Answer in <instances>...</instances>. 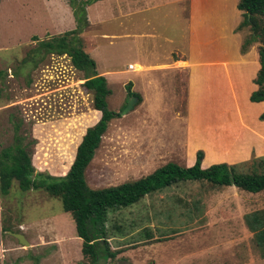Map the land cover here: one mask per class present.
Here are the masks:
<instances>
[{
	"label": "rangeland",
	"instance_id": "rangeland-1",
	"mask_svg": "<svg viewBox=\"0 0 264 264\" xmlns=\"http://www.w3.org/2000/svg\"><path fill=\"white\" fill-rule=\"evenodd\" d=\"M178 1L101 0L86 9L89 27L80 37L91 58L103 41L95 61L97 73L110 72L106 77L111 91L107 98L110 110H121L130 80L134 79L139 88L140 74L125 73L127 64L135 59L134 51L140 48L146 55L150 50V55L163 58L162 51L186 47L190 32L183 24L180 28ZM196 1L201 10L195 8L193 12V28L208 22L217 26L212 22L220 19L219 15L231 17L238 12L239 0L232 8V0ZM129 10L134 11L132 24L126 18V26L117 28L114 17L121 13L127 17ZM204 17L210 19L199 24ZM241 21L240 13L237 27ZM237 27L234 32L242 44L249 31L245 28L237 32ZM75 28L65 0H0V150L14 144V126H18V134L29 145L35 170L50 177L66 174L85 131L100 115L93 108L91 92L83 86L82 73L72 67L67 56H47L42 63L25 60L33 55L39 42ZM213 34L210 29L203 30L199 39L186 48L193 61L219 58L213 54L215 43L206 47L202 42L212 40ZM218 34L222 32L215 33L214 41ZM164 37L172 38V42L161 50L158 44ZM134 44L139 47L132 50ZM257 46L253 44L245 54L254 55ZM175 85V105L181 109L184 80L179 77ZM136 107L110 122L85 172L91 189L132 182L179 160L181 147L172 145L180 133L179 125L165 120L164 124L151 126L144 114L134 111ZM206 120L208 126L217 128L223 119L208 115ZM196 123L193 120L191 127ZM198 152L205 157L203 150H197L196 155ZM241 164L240 170L247 172L246 165ZM260 210H264V191L249 194L234 187L210 189L200 182L181 183L146 196L132 207L110 212L106 224L108 244L116 255L97 264H173L179 255L184 256L180 264H187L200 249L198 254L222 246L232 256L238 255L240 264H264L253 234L245 225V216ZM14 234L24 236L29 246L21 244ZM81 246L71 216L45 191L22 192L14 182L8 195H0V264H91L83 257Z\"/></svg>",
	"mask_w": 264,
	"mask_h": 264
},
{
	"label": "trees",
	"instance_id": "trees-1",
	"mask_svg": "<svg viewBox=\"0 0 264 264\" xmlns=\"http://www.w3.org/2000/svg\"><path fill=\"white\" fill-rule=\"evenodd\" d=\"M99 1L101 0H65L72 11L76 28L39 42L33 55L30 54L25 60L42 63L47 56H67L72 67L82 73L83 86L91 92L93 108L100 115L85 131L67 173L60 177H50L37 172L32 164L29 145L24 144L25 138L18 134V126H14V144L0 150V195H8L16 182L22 192L43 190L49 197L59 200L63 211L71 216L77 237L82 241L81 253L91 264L116 255L110 251L108 244L106 224L109 213L132 207L157 191L186 182H200L210 189L234 187L249 194L264 191V157L243 163L247 172H242L238 164H217L202 169V152L197 153L195 164L188 168L168 163L132 182L102 189H91L87 185L85 172L102 137L110 122L120 118V112L126 106L125 102L119 112L108 108L107 98L111 91L106 79L98 75L95 61L84 51L80 37L89 27L86 9ZM237 9L242 17L237 32L245 28L249 31L248 36L243 39L240 52L245 54L253 44H259L257 52L260 69L254 79L257 90L251 94L250 101L264 102V0H239ZM125 89L127 99L136 97L138 105L141 98L132 92V84L127 83ZM259 120L264 122V112ZM245 225L253 234L264 259V210L246 215Z\"/></svg>",
	"mask_w": 264,
	"mask_h": 264
},
{
	"label": "crops",
	"instance_id": "crops-1",
	"mask_svg": "<svg viewBox=\"0 0 264 264\" xmlns=\"http://www.w3.org/2000/svg\"><path fill=\"white\" fill-rule=\"evenodd\" d=\"M231 2L232 8L235 0ZM176 3L180 5V28L183 24L188 33L189 27L190 37L187 39L186 47L175 48L174 52L162 51L165 54L163 58H158V55H152L153 53L150 55V50H146V55L145 53L143 55L141 53L144 51L138 48L139 45L134 44L132 50L138 48L133 53L135 59L129 62L125 68V73L140 74V77L137 78L140 81L139 88H136L134 79L129 81L132 83L133 92L142 98L134 111L144 114L151 126H155L156 123L164 124L165 120L174 121L179 125L180 133L176 135L177 141L172 145L181 147L179 151L181 154L183 153V156L180 154L179 160L169 163L184 168L191 167L199 149L205 152V157L201 162L202 169L217 164L236 165L249 162L253 158L264 157V122L259 120V116L264 112V102L252 103L250 101L251 94L257 90L254 79L260 69V64L257 51L254 55L253 53L240 54L241 39L234 32L239 23L240 12H236L231 17L222 18L219 15L220 19L212 22L217 26L208 22L203 27L193 28L195 19L193 12L195 8L201 10L196 5L198 2L196 0H179ZM133 13L134 11L129 10L127 17L124 16L125 13L116 15L114 17L117 20L116 27L124 28L126 18L128 23L132 24ZM206 19L210 18L199 19V24H202ZM206 29H210L211 33H214L213 39L215 33L222 32V34H218V39L215 41L212 39L214 42L212 40L202 41L206 47L215 43L216 51L213 54L219 58L201 62L193 61L192 56L185 50L189 49L190 43L199 39L200 33ZM195 31L199 33L198 36ZM102 37H105L103 32L100 33V38ZM148 39L154 38L148 37ZM171 39L164 37L158 44L160 49L162 50L165 44L171 43ZM102 42L94 49L92 54L94 61ZM87 54L90 56L89 52ZM136 69L138 70L136 71ZM109 74L110 72L107 71L98 72V75L105 79ZM179 77L184 80L181 109L175 105L177 96L175 84ZM126 80L128 81V79ZM149 97L153 99V104H150ZM159 102L160 105H158ZM206 108H209L210 111H207ZM208 115L212 119L216 117L223 119L219 123L220 126L217 128L208 126L206 120ZM193 120L198 123L192 128ZM233 129H237V131L231 132L234 131ZM207 155L213 156L207 158ZM152 240L154 239L152 238ZM203 250L202 254H198L202 251L201 249L193 254L192 261L187 264H196L197 260H200L197 264H240L237 259L238 255L232 256L233 254L229 253L225 246ZM178 258L177 262L174 261L173 264L175 262L183 263L184 256L179 255ZM249 263L250 261H245L243 264Z\"/></svg>",
	"mask_w": 264,
	"mask_h": 264
},
{
	"label": "water",
	"instance_id": "water-1",
	"mask_svg": "<svg viewBox=\"0 0 264 264\" xmlns=\"http://www.w3.org/2000/svg\"><path fill=\"white\" fill-rule=\"evenodd\" d=\"M138 102V99L136 97H129L126 101V106L123 108V110L120 112L121 116L127 115L129 112L133 110V108L136 106ZM14 236L18 239V241L23 244L24 246H29V244L24 240L23 236L16 235Z\"/></svg>",
	"mask_w": 264,
	"mask_h": 264
}]
</instances>
